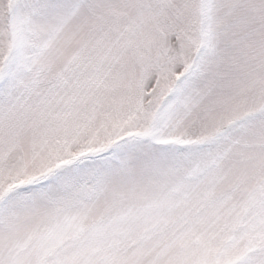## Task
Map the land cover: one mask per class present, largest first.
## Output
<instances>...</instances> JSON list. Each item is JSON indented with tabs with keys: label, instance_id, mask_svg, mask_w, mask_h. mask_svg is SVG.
<instances>
[{
	"label": "snow or ice",
	"instance_id": "snow-or-ice-1",
	"mask_svg": "<svg viewBox=\"0 0 264 264\" xmlns=\"http://www.w3.org/2000/svg\"><path fill=\"white\" fill-rule=\"evenodd\" d=\"M0 264H264V0H0Z\"/></svg>",
	"mask_w": 264,
	"mask_h": 264
}]
</instances>
